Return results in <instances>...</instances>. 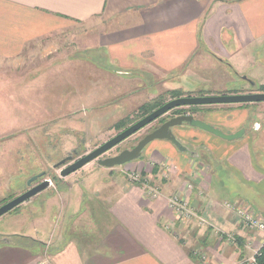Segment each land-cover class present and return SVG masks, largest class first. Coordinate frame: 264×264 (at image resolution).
I'll use <instances>...</instances> for the list:
<instances>
[{
	"label": "crops",
	"instance_id": "obj_1",
	"mask_svg": "<svg viewBox=\"0 0 264 264\" xmlns=\"http://www.w3.org/2000/svg\"><path fill=\"white\" fill-rule=\"evenodd\" d=\"M76 36L117 67L85 58L72 71L58 65L51 55ZM91 70L99 88L104 83L99 99L136 90H108L109 74L139 84L155 80L150 92H138L150 100L179 88L192 95L242 92L238 81L258 88L264 0H0L2 82L35 84L55 72L66 85L56 100L74 101L76 84L89 99ZM195 111L225 133L245 134L226 140L184 125L179 132L191 154L157 140L149 160L57 178L44 209L29 211L39 221L36 234L22 229L25 222L2 234L0 264H236L251 257L264 241V230L245 219L264 222V102ZM132 172L142 181L127 177ZM47 227L54 234L45 241Z\"/></svg>",
	"mask_w": 264,
	"mask_h": 264
},
{
	"label": "rangeland",
	"instance_id": "obj_2",
	"mask_svg": "<svg viewBox=\"0 0 264 264\" xmlns=\"http://www.w3.org/2000/svg\"><path fill=\"white\" fill-rule=\"evenodd\" d=\"M75 38V41L66 50H59L58 54L51 55L53 57L56 55L54 58H57L58 65L68 64L66 70L72 71V63L75 66L77 62L85 58L87 61H95L113 68L117 67L116 63L111 61L104 51H99L95 47H88L89 42H83V39H79L77 36ZM65 55L68 60L63 62L62 56ZM69 58H73V61L70 62ZM40 63L36 61V65ZM84 69L83 67V71ZM74 70V76H77V68L74 67ZM256 71L258 70L256 69ZM55 75L54 72L52 79L46 78L45 81L36 82L35 84L31 81L29 83H19L17 80H12L10 83L2 82V77H0V206L28 190V182L39 174L44 175L39 176L38 181L45 179L51 181V185L46 191H42L27 203L21 204L0 217V239L2 234L19 229L24 222L22 229L27 233L33 234L35 232L36 234V231L40 229L39 221L34 220L33 214L29 211L34 213L37 210H43L46 199L56 191L55 179H62L60 177L61 169L54 168L57 163L70 155L73 156L75 161L113 138L125 129H117L116 124L119 121L129 119V126L143 118L145 114L141 113L143 110L139 109L141 105L156 100L164 104L174 99V97L176 98L175 95L179 94H183V97L192 95V93L186 94L182 88H179L177 90L173 89V91L170 90V92L164 91L159 97L150 100L147 94L139 96L138 92H147V90L150 92L155 87V80L145 76L144 83L139 84L133 79L123 80L109 74L110 78L106 79L105 84L108 90L119 87H131L136 90L133 92L123 91L121 95L109 99H99L98 91L103 92L101 87L104 86V83L101 80L99 88L91 70L88 85L92 94H89V99L76 89L77 86H81L76 84L77 86L73 87V91H75L74 101L69 99L58 101L56 100L58 92L62 91L66 85H62L61 79H57ZM81 75H85V73L83 72ZM122 77L126 78L127 76L125 77V74H123ZM261 78L264 79V75ZM172 80L173 78H170V81ZM237 83L242 84L241 90L239 89L242 92H264L259 89L260 85L257 88L256 86L251 87L250 84L244 85L242 81ZM261 86L264 87V84H261ZM161 87L162 90L167 89L165 86ZM196 87L201 88V85ZM59 95L63 98L64 96H70L68 93L62 94L64 96ZM195 108L196 106H184L175 110L189 111L195 110ZM177 113L179 112H168L159 120L105 153L103 158L117 155L125 148H131L151 132L161 119L174 116ZM152 144L145 148L141 159H146ZM147 160H149V156ZM99 166L98 161L95 160L84 166V169L76 171L78 172L77 177L72 178H80L82 174L91 172ZM119 167H116V170ZM124 171L123 169L122 172ZM127 177L130 178V174ZM46 210L51 213L54 208L47 205ZM25 212H28V214ZM54 218L55 216L51 219ZM53 234L47 227L44 229L42 238L47 241Z\"/></svg>",
	"mask_w": 264,
	"mask_h": 264
},
{
	"label": "water",
	"instance_id": "obj_3",
	"mask_svg": "<svg viewBox=\"0 0 264 264\" xmlns=\"http://www.w3.org/2000/svg\"><path fill=\"white\" fill-rule=\"evenodd\" d=\"M247 79V77H244ZM251 86L254 87L255 83L249 81ZM264 102V92L257 93H238V94H219V95H192L185 97H176L160 107L156 108L137 122L129 125L124 130L120 131L113 138L109 139L93 151L85 154L77 160H73V156H67L59 163H57L54 168H60V177H67L68 175L80 170L85 165L95 160L98 164L106 168H114L118 166H123L128 163L137 161L142 158L145 148L152 142L157 140H166L172 143L179 152L191 154L189 148L179 140L173 133V127L175 126H190L193 128H200L211 132L226 140H235L241 138L245 134V129H241L235 133H225L220 128L202 120L194 117L191 114L179 115L171 118L159 128L155 129L153 132L142 138L139 143L133 149L123 150L116 156L103 158V155L108 151L115 148L117 145L130 138L140 130H142L147 125L151 124L153 121L167 114L170 110L184 107V106H202V105H221V104H245V103H258ZM72 161V162H71ZM70 162V163H69ZM44 174H40L42 177ZM36 180L32 178L28 184L31 185L32 182ZM51 185V181L45 179L35 186H32L22 194L9 200L8 202L0 206V217L6 213L17 208L21 204L29 201L34 196L38 195L42 191L48 189Z\"/></svg>",
	"mask_w": 264,
	"mask_h": 264
},
{
	"label": "flooded vegetation",
	"instance_id": "obj_4",
	"mask_svg": "<svg viewBox=\"0 0 264 264\" xmlns=\"http://www.w3.org/2000/svg\"><path fill=\"white\" fill-rule=\"evenodd\" d=\"M257 92H260V91H255V92H251V93H257ZM238 93H248V92H236V93H224V94H238ZM189 96H192V95H189ZM198 96H200V95H198ZM164 104H165V103H164ZM162 105H163V104H162ZM197 106H199V105H196V107H197ZM202 106H210V105H202ZM159 107H160V106H159ZM175 109H176V108H175ZM175 109H172V110H170L169 112H179V113L175 114L174 116H171V117H167V118L161 119V120L159 121V124H158V125H157V126L151 131V132H153L155 129L159 128L161 125H163L165 122H167L168 120H170V119L173 118V117H176V116H179V115H185V114H191V115H193L194 117H196L195 114L193 113V112H196L195 110H189V111H186V110H185V111H183V110H180V111H179V110H177V111H176ZM154 110H155V109H154ZM151 112H152V111H151ZM165 115H166V114H165ZM145 116H146V115H145ZM162 117H163V116H162ZM160 118H161V117H160ZM160 118H158L157 120H159ZM157 120H155V121H157ZM155 121H153V122H155ZM153 122H152V123H153ZM152 123H151V124H152ZM149 125H150V124H149ZM147 126H148V125H147ZM147 126H146V127H147ZM180 127H181V126H175V127H173V133L175 134V136H176L179 140L182 141L183 139H182L181 134H180V132H179ZM144 128H145V127H144ZM151 132H149V133H151ZM149 133H148V134H149ZM148 134H147V135H148ZM145 136H146V135H145ZM145 136H144V137H145ZM144 137H143V138H144ZM128 139H129V138H128ZM126 140H127V139H126ZM126 140H125V141H126ZM140 140H141V139H140ZM140 140H139V141H140ZM139 141H138L134 146H132V147L129 148V149H133V148L139 143ZM162 141H165V142H167V143L169 142V141H166V140H162ZM123 142H124V141H123ZM123 142H122V143H123ZM152 143H153V142H152ZM152 143H150V144H152ZM169 143H170V142H169ZM120 144H121V143H120ZM120 144H119V145H120ZM170 144H172V143H170ZM172 145H173V144H172ZM117 146H118V145H117ZM117 146H116V147H117ZM124 150H126V148H125ZM122 151H123V150H121L119 153H121ZM119 153H118V154H119ZM118 154H117V155H118ZM113 156H116V155H113ZM111 157H112V156H111ZM73 160H74V159H73ZM71 162H72V161H71ZM69 163H70V162H69ZM39 175H40V174H39ZM39 175L35 176V177H36V180H34V181L32 182L31 185L28 184L29 188H31L32 186H35V185H37L38 183L41 182V180L38 181V177H39ZM35 177H33V178H35ZM31 179H32V178H31ZM55 180H56V179H55ZM29 188H28V189H29ZM24 192H25V191H24ZM0 240L4 241L5 238H1Z\"/></svg>",
	"mask_w": 264,
	"mask_h": 264
},
{
	"label": "built area",
	"instance_id": "obj_5",
	"mask_svg": "<svg viewBox=\"0 0 264 264\" xmlns=\"http://www.w3.org/2000/svg\"><path fill=\"white\" fill-rule=\"evenodd\" d=\"M130 179L132 181H135V182H140V181H142V175H141V173H138V172H132V173H130ZM145 185H148V184H145ZM173 202L176 203L175 200ZM242 215H244V214H242ZM245 219H246V224H248L251 228L254 227V228H257L260 230H264V222L263 221H261L259 219L252 218V217H247V216H245ZM263 247H264V241L262 243L261 248L256 250L251 257H249L246 260L239 261L236 264H259L258 263V257L262 254Z\"/></svg>",
	"mask_w": 264,
	"mask_h": 264
},
{
	"label": "trees",
	"instance_id": "obj_6",
	"mask_svg": "<svg viewBox=\"0 0 264 264\" xmlns=\"http://www.w3.org/2000/svg\"><path fill=\"white\" fill-rule=\"evenodd\" d=\"M261 91H264V87L260 86L259 88ZM174 93V92H173ZM176 97H180L183 96V94H179V95H175ZM175 98V97H174ZM161 104L158 101L156 102H152V103H146L144 104L140 110H143V114L147 115L148 113H150L151 111H153L154 109L158 108L159 106H161ZM130 123L129 119H125V120H121L116 124L117 129H123L126 128L128 126V124ZM258 263L259 264H264V247L262 249V254L258 257Z\"/></svg>",
	"mask_w": 264,
	"mask_h": 264
}]
</instances>
